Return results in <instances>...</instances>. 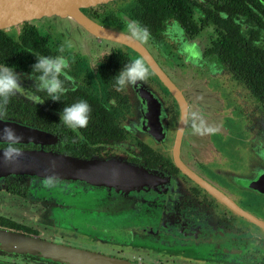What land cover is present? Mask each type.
<instances>
[{"label": "flooded vegetation", "instance_id": "af4514ba", "mask_svg": "<svg viewBox=\"0 0 264 264\" xmlns=\"http://www.w3.org/2000/svg\"><path fill=\"white\" fill-rule=\"evenodd\" d=\"M155 5L117 0L82 11L93 23L128 37L130 22L146 26L149 41L133 40L145 57L69 19L44 18L18 33L1 32L0 60L15 65L25 88L43 102L18 93L0 104V119L44 122L59 139L44 149L119 160L154 177L124 188L0 178V228L132 264H264V195L218 174L223 166L248 171L243 153L264 163V0ZM34 53L70 58L66 71L73 79L65 80L68 90L60 100L30 88ZM133 57L142 58L150 74L117 90L112 76ZM147 91L156 102L152 113ZM81 98L90 105L89 120L72 130L58 113ZM0 264L70 263L0 253Z\"/></svg>", "mask_w": 264, "mask_h": 264}, {"label": "water", "instance_id": "95a60500", "mask_svg": "<svg viewBox=\"0 0 264 264\" xmlns=\"http://www.w3.org/2000/svg\"><path fill=\"white\" fill-rule=\"evenodd\" d=\"M114 1L117 0H0V32H18L24 25L44 18L69 19L81 26L87 33L128 45L133 50L143 53L145 57L144 50L142 51L138 44L128 36L93 23L82 12L85 9ZM147 63L171 91L170 84L159 72H156L155 63L148 54ZM145 101L148 105L147 113H152L156 102L148 91L145 94ZM4 125L14 128L22 135L23 140L18 146L32 145L37 148H20L22 155L17 161L12 164L0 163V178L27 176L44 179L55 175L57 180L83 182L93 188L102 186L124 188L140 187L151 183L154 177L145 168L119 160L82 159L44 149L43 146L58 143V137L33 126L0 119V128ZM0 144L4 143L0 142ZM256 160L258 164L253 170L250 166L255 164L249 166V171H251L246 173L247 176L231 173L229 178L238 187L264 195V163L258 158ZM174 161L180 169H183L177 160L174 159ZM51 162H54V167L51 166ZM0 253L39 254L44 258L70 264H132L2 228H0Z\"/></svg>", "mask_w": 264, "mask_h": 264}, {"label": "clouds", "instance_id": "9594fccd", "mask_svg": "<svg viewBox=\"0 0 264 264\" xmlns=\"http://www.w3.org/2000/svg\"><path fill=\"white\" fill-rule=\"evenodd\" d=\"M129 38L140 43H147L150 38L149 30L146 26L138 21H132L128 26ZM71 47V44H68ZM61 51L63 45L60 46ZM34 62L30 65L27 73V79L32 81L30 88L36 92H44L48 99L52 101L60 100L61 94L68 89L64 87L65 80H72L66 71L70 67V58L63 54H41L34 53ZM150 74L149 68L146 66L142 58L133 57L122 65L120 70L112 76L114 87L117 90L126 87L135 86L138 82L144 81ZM23 74L16 71L15 65H9L4 60H0V104L6 105L10 97L18 93H23L27 99L32 102L42 103L40 99L29 88H25L22 84ZM91 108L87 100L81 98L63 106L58 113L59 121L72 130L83 128L89 120ZM195 116V113L193 114ZM200 123L203 124L201 118ZM193 128L199 132L200 128L194 123ZM23 140L21 134L8 125L0 128V142L4 143L3 149H0V163L12 164L17 161L22 151L18 146ZM54 167V162H51ZM57 177L50 175L44 178L45 186H54ZM33 220H38L39 216H33Z\"/></svg>", "mask_w": 264, "mask_h": 264}, {"label": "rangeland", "instance_id": "374dc122", "mask_svg": "<svg viewBox=\"0 0 264 264\" xmlns=\"http://www.w3.org/2000/svg\"><path fill=\"white\" fill-rule=\"evenodd\" d=\"M247 164V170L245 171L244 168L240 169V170H234L230 167H225L223 166L222 168H220L218 174L224 178L226 181L231 182L230 178H229V174L233 173V174H237L240 176H247V172H250L252 169V165L251 164H258V161L256 160L255 157H248V155L246 153H243V167H245ZM251 165V166H250ZM249 166L251 168V170L249 171Z\"/></svg>", "mask_w": 264, "mask_h": 264}, {"label": "trees", "instance_id": "16d2710c", "mask_svg": "<svg viewBox=\"0 0 264 264\" xmlns=\"http://www.w3.org/2000/svg\"><path fill=\"white\" fill-rule=\"evenodd\" d=\"M153 1L156 2L155 7H157V5H163V4L165 6L169 2H179V1L182 2V0H153ZM12 32H15V31H12ZM18 32H20V30ZM18 32H16V33H18ZM0 34H1V32H0ZM15 121L18 122V123H22V124H25V125L36 127V128H38L40 130H43V131L47 132L44 122H32V121H20V120H15ZM62 154L69 155V154H66V153H62ZM72 155L73 154H70L69 156H72Z\"/></svg>", "mask_w": 264, "mask_h": 264}]
</instances>
